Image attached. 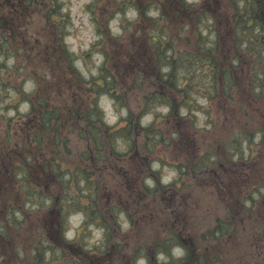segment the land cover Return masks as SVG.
Segmentation results:
<instances>
[{"label":"rangeland","instance_id":"1","mask_svg":"<svg viewBox=\"0 0 264 264\" xmlns=\"http://www.w3.org/2000/svg\"><path fill=\"white\" fill-rule=\"evenodd\" d=\"M11 1L23 6L29 2ZM35 1L32 0L31 16L23 10H14L13 14L3 12L1 18L5 16L4 22L10 24L6 30L3 26L0 29V67L6 64L0 69V168L7 165L15 169L19 157L24 158L27 170L24 194L17 191L14 181L8 180L13 177L5 171L0 175L8 180L2 182L8 196L22 200L24 210L31 212L23 218L22 241L43 245L45 241L38 240L37 234L43 225L40 219L46 215L35 211L41 208L37 200L29 198L32 194L45 197L52 192L60 204L64 188L41 170L42 165L50 166L48 157L42 159L47 161L44 164L38 160L35 163L40 148L44 154H48L45 149L55 148L56 128L39 125L40 134L36 136L39 141L35 142L38 126L32 130L37 117L30 113L31 100L37 111L43 106L59 109L51 96L55 88L50 85L51 79H47L48 72L52 77L56 71L59 95L74 103L80 99L70 94L74 84L68 85L71 80L67 78L66 63L61 66L57 64L60 61L53 62L47 54L46 49H50L47 40L43 38L42 54L36 51L40 22L35 17L38 12ZM41 1L48 2L45 9L54 6L52 0ZM55 2L56 11L65 16L64 20L57 24L53 20L43 22L42 30L44 34L56 35L53 48L60 57L72 59L79 79L76 92L83 93L87 100L83 109L68 110V127L72 130L68 134L73 138L69 144L96 148L93 137L80 135L87 132L80 115L89 110L92 101H97L104 124L111 127L108 129L111 137L95 138L103 147L97 154L103 157L98 155L94 163L98 167L100 158H105L107 166L119 164L121 168L103 173L96 182L98 196L89 192L95 182L87 183L83 177L66 187V199L76 195L84 208L71 207L63 220L55 216L52 227L58 229L55 237L65 234V241L74 245L71 251L57 248L55 253L46 248L45 255L56 260L54 264H160L164 260L169 264L183 257L184 264H243L249 253L255 254L257 250L263 259L264 235H248L241 224L249 221L260 227L264 222V96H255L258 83L252 85L258 74L264 78V0ZM257 9L259 14L255 12ZM254 15H258L257 19H250ZM7 39L11 40V46ZM100 72L109 74L110 87L97 89L95 82L102 81ZM25 75L32 78L37 75L42 80L37 96L33 97L32 92L37 78L32 80ZM231 76L235 86L229 89ZM157 85L160 89H156ZM181 85L182 89L178 88ZM155 93L162 95L154 96ZM233 110L238 113L235 115ZM129 113L135 126L140 127L139 135L133 138L115 130L117 124L130 123ZM96 126L104 129L101 122L97 121ZM143 127L150 128L154 141L143 139ZM59 132L61 136L67 135ZM7 134L12 135L10 141ZM30 154L34 156L30 158ZM66 155L69 161L63 167L82 163L81 169L89 172L85 160L73 153ZM188 167L193 171L185 174ZM203 170L209 171L214 179L209 180L205 172L200 174ZM94 173L97 177L96 170ZM174 177H177L174 183L161 184ZM170 185L174 188L163 190ZM180 201L184 202L182 208ZM86 214L97 218L91 219ZM97 219L111 224V238ZM79 220L86 222V226L77 236ZM217 229L229 234L217 241L214 236ZM120 232L128 233L125 240L130 256L129 251L121 253L117 249L122 242ZM55 237L51 242L57 245L59 239ZM169 237L174 241L166 245ZM176 244L181 246L184 256H178L180 248ZM82 247L95 254L86 257L80 253ZM142 250L148 255L143 252L144 260L136 262ZM209 251L213 255L211 261ZM202 254L205 262L200 261Z\"/></svg>","mask_w":264,"mask_h":264},{"label":"trees","instance_id":"2","mask_svg":"<svg viewBox=\"0 0 264 264\" xmlns=\"http://www.w3.org/2000/svg\"><path fill=\"white\" fill-rule=\"evenodd\" d=\"M21 1V0H20ZM39 1V3H38ZM11 0H0V18L2 17V15H4L3 12H9L8 14H13L14 10H23L26 11L30 16H31V7L33 5L32 0H29L28 5L23 6L22 3H17L15 2L14 4L11 3ZM53 3V7H48L47 9H45V7L47 6V3H45V1H41V0H36L34 2V7H36V9L38 10L37 15H35L36 19L40 22L39 25V30H38V36L37 39L40 40L37 44H36V51L39 52V55L42 54V50H43V38L45 40H47V43L50 47V49H46L47 54L53 58V62H57L60 61L61 63H57L59 65L62 66V64L66 63V67L68 70V76L67 78H69V80L71 81H67L68 85H71V83L74 84V89L78 88V84L77 82H79V79L77 78V72L74 70L73 66H72V59L68 60L60 57L58 55L57 52H55L54 50V46L57 43V37L56 35L52 34H44V31L42 30V27L45 25L43 24V22H48L53 20L56 24L58 22H60L61 20H64L63 15H60L58 11H56L57 9V3L55 2V0L51 1ZM55 7V8H54ZM259 8V7H258ZM22 11V12H23ZM257 14H259V9H257L255 11ZM254 12V13H255ZM6 15V14H5ZM258 15H254L250 17V19H257ZM5 17V16H4ZM4 17L1 18V23H0V29L2 28L1 26H3V29L6 30L8 29L7 25L10 24V22L6 21L7 24L4 22ZM44 20V21H43ZM59 36V35H58ZM20 38H24L21 37L20 34ZM7 43L9 44V46H11V40L7 39L6 40ZM22 41V39H21ZM23 42V41H22ZM24 43V42H23ZM0 46H2V44H0ZM28 46V45H27ZM26 46V48H27ZM2 48L0 47V50ZM35 51V52H36ZM36 52V53H37ZM38 54V53H37ZM14 56H16L14 54ZM167 60V59H166ZM50 62V60H49ZM24 64L25 60H24ZM42 63H39V65H41ZM235 65H238V63L236 62ZM48 67V70L50 68V64L46 65ZM1 67H6V64L2 63ZM0 67V69H1ZM29 70V69H28ZM33 72L34 69L32 68ZM55 71H53L54 73ZM57 72V71H56ZM55 72V73H56ZM55 73L52 77H50L49 72H48V77L47 79H51V83L50 85L55 88L54 94L51 93V96H53V100H54V104H57L59 109L58 110H54L53 108H47V106H43V108H41L39 111L35 110L34 107V102H32L31 100V110L30 113H33L32 116L37 117L36 119V124L35 126L32 128V130H34V128H36L38 126V128L36 129V135H35V142H38L39 139H36V136H38L40 134V126L39 125H43V126H48V129H50L52 126L54 128H56V136H55V148L53 150H48L45 149L46 151H48V154H44V152L42 151L43 149L40 148L39 149V155L35 156V163L37 162V160L39 162H41V164L46 163V160H42L43 158L48 157V164L50 165L48 167V165H42V171L49 175L50 179L53 178L56 180V182L60 185H63L64 188V200L62 202H60V204L57 202V198L53 195L52 192H49L47 196L43 197L40 194H38L36 196V194H32L29 198V201H33V200H37V206L38 208H41L39 210H35L39 213L45 214L46 216H43L40 220H42L43 225L42 227H39V232L37 234L38 236V240L41 239L42 241H45V243H43V245L37 243H24L22 240L24 238L23 235V226H22V222H23V218L25 215L30 214L31 212H27L26 210H24L23 208V201L21 200L19 202L18 198H15L14 200L11 199L8 194H7V189L5 186H3V181H14L17 184V191L22 194H24L23 189H25L24 187V182H27V177H26V167L25 165H23V161L24 158L21 156L19 157V161H17L16 164V168L13 169L10 167H8L7 165L5 166V169L2 167V170L0 168V173L2 172H6L7 174H9V177H13L12 179L7 180L6 177H4L2 179V175H0V263L1 264H54L56 260H50L49 257H47L45 255V249L48 248V250H50L52 253H55L54 249H62L64 252V248H68L70 251L73 248L72 245L74 244H69V241H65L64 239V235L65 234H61L60 236H56L55 237V233L58 231V229L56 230V228L52 227V220L55 219V216L58 218H61L62 220L64 219V215H68L69 214V210L71 209V207H78V208H84L82 207V202L79 199V197H77L76 195H74L71 198H67V186H70L71 183H76L78 181L79 178L83 177L84 179H86L87 183L90 182H95V186L94 189H89V192L91 193V196H98L97 194V181L100 179V177L103 175V173L105 174L106 171H108L109 169H113L115 170L118 166L120 167V165L118 164H107L105 163V158L102 160L100 158L101 164H99V166L97 167L95 165V161L97 160V156L101 155V157H103V154H97V151L102 150L103 151V147L101 148L98 143L97 140L95 139L97 136L98 137H102L104 135H108L111 137L110 135V131H108V129H110L111 127L107 126L104 124L103 121V117H102V111L99 109L98 103L97 101H92L90 103L89 106V110L87 112L82 111L81 113V120L83 121V125L85 126L87 132H80V135L83 137H86L87 135H89L90 137H93L95 140V145L96 148L95 149H91V147L88 144H77L75 145L74 143L69 144L70 142L73 141L72 136H70L68 134V131H72L70 128L68 127V123H69V112L71 107H77L79 109H83V107L85 105H87V100L86 97L84 96L83 93H77L76 89H72L73 92L70 94H76L77 96H79L80 102L78 103H74L71 102V100L68 97H65L63 95H59L60 93H58L60 91L59 86L56 85L57 78L55 77ZM101 75V83L96 81L95 83L97 84V89L103 88L104 86L110 87L108 84V80L107 77L109 76L108 73H105L104 75L102 74V72H100ZM26 78H30V79H35L37 78L36 81V87L33 89V97L37 96L39 94L40 91V87H41V82L42 80H40L38 78L37 75H34V77L32 78L31 76H26ZM113 77H112V81H113ZM247 80V79H245ZM229 81L231 82L229 89L232 86H235V82L233 77L231 76V79L229 78ZM44 83V82H43ZM161 83V82H159ZM158 83V84H159ZM256 83V89H254L255 92V96L259 95V94H263L264 96V78L263 76H261V74H258L256 76V80H254V83L252 85H255ZM3 84V83H1ZM164 84V83H162ZM246 85V89H248L250 87L249 82H245L244 83ZM170 87H173L171 85H169ZM183 85H181L178 88L182 89ZM161 88H164V86H162ZM156 89H160V87L157 85ZM180 89V90H181ZM236 89H238L237 87H235V91ZM66 91H70V89L68 87H65ZM104 91H106L105 89H103ZM112 92V91H110ZM29 93V92H28ZM163 94V92H162ZM162 94L159 93H155L154 96H161ZM247 95L250 96L251 95V90L247 91ZM48 99V98H47ZM41 100L45 101L44 97L41 98ZM235 111V110H233ZM73 114L74 112L77 113V110H72ZM30 113L28 114V116H30ZM235 115L238 113V111L234 112ZM62 122V126L59 127V122ZM101 122L103 125L104 129H100L99 126H96V123ZM127 121H129L130 123L128 125L122 124L119 125L117 124L115 126V130L116 131H120L123 133H126L127 136H132L135 137V135H139V126L133 123L132 120V115L129 113V117L127 118ZM39 123V124H38ZM38 124V125H37ZM121 126L120 128L118 127ZM58 127V128H57ZM95 127V129H94ZM63 131L64 133H66L67 135L61 136L59 130ZM143 139H145L146 141L152 142L154 141V134L151 131L150 132V128H146L143 127ZM262 132V131H261ZM264 132V131H263ZM264 134V133H263ZM25 135H28V131H25ZM8 136V141H10L12 139V135L11 134H7ZM100 144V142H99ZM83 145H88V147H85V149L83 150H76V147L78 146H83ZM61 146V147H60ZM149 147V145H148ZM68 153H73L75 154V157H78L80 160H85L87 162V167H89V172L87 170H83L81 169V164L79 163L78 165H73V166H66L63 167L62 165L64 163H66L67 161H69V156H67L66 154ZM4 161H6V154H4ZM30 158H32L34 155L30 154L29 155ZM96 157V158H95ZM17 158V157H15ZM86 162H83L86 164ZM97 162V161H96ZM12 162H9V164H11ZM37 164V163H36ZM194 165V163L192 164ZM19 167V169H17ZM70 168H73V171L70 170ZM99 168V169H98ZM121 168V167H120ZM4 169V170H3ZM108 169V170H107ZM94 170L97 171V177L95 176ZM122 170V169H121ZM187 172H185V174L187 173H192L193 169L192 168H187ZM196 171V170H195ZM197 172V171H196ZM203 172L207 173L208 175V179L212 180L214 179V176L211 175V173H209V171H205L203 170L200 174H203ZM55 173V174H53ZM14 174V175H13ZM53 176V178L51 177ZM56 176V177H55ZM127 176V173H126ZM223 176V175H222ZM48 177V178H49ZM128 177V176H127ZM129 178V177H128ZM41 187V186H39ZM169 188H174L173 185H170V187H165L163 188L164 191L168 190ZM39 191L41 192V190L39 189ZM96 198V197H95ZM41 201L47 202L49 203V205H46L45 203H42ZM180 207L182 208L184 202L180 201L179 202ZM14 206V207H13ZM58 206V207H57ZM48 209V210H47ZM56 210V211H55ZM173 213V209L171 211ZM86 216H88L91 219L96 220L95 218L97 217H92L91 214H86ZM9 218V219H8ZM47 222L49 223V225L47 224ZM97 223H99V225L106 231V233H108L109 238H111L112 233H111V224L107 223L105 221H101L100 219H97ZM8 224L11 226V231L10 228L8 226ZM234 223L231 224V229H234ZM247 231L248 235H254V236H259L262 237V235H264V222L262 223V225L260 227H257L254 223H250L249 221L246 222L245 224L242 223L241 224ZM86 226V222L83 223V226L77 230V236H79L82 232L84 227ZM56 230V231H54ZM113 231V229H112ZM128 233L125 232H120L119 235L121 237L122 242L118 243V247L117 249H120L121 253H127L128 251V256H130V247H128L126 245V240L125 237L127 236ZM225 234H229V231L226 232V230L224 229H217L214 231V236H215V240L217 239H221ZM58 238L59 239V244L55 245L53 242H51V240L53 238ZM169 240L166 239V245L172 243L174 240H170V237L168 238ZM50 240V241H48ZM41 241V242H42ZM219 241V240H217ZM76 245H78V243H76ZM166 248V246H164ZM41 248V249H40ZM207 249H209L207 247ZM30 252V254L27 256V254ZM86 256V257H90L92 256L94 253V251H84V247H82V251L80 250V253H82ZM146 255H148V252L145 250H142L141 252L138 253L137 257L143 255L144 253ZM214 252V251H213ZM217 252V251H216ZM210 253V257H209V261L212 260V251H209ZM250 254L247 256L245 263L243 264H251L254 262L257 263L259 261V264H264V258H260V252H258L256 250L255 254ZM215 259L216 261H218L219 259V254L218 252L215 253ZM258 259H257V258ZM205 255L202 254L200 256V261L201 262H205ZM248 259H250V261L248 262ZM184 260V259H183ZM179 261V262H170L169 264H184L185 261ZM258 260V261H256ZM51 261V262H50ZM148 264H151V262H148ZM160 264H164V263H160Z\"/></svg>","mask_w":264,"mask_h":264},{"label":"clouds","instance_id":"3","mask_svg":"<svg viewBox=\"0 0 264 264\" xmlns=\"http://www.w3.org/2000/svg\"><path fill=\"white\" fill-rule=\"evenodd\" d=\"M141 264H143V262H141Z\"/></svg>","mask_w":264,"mask_h":264}]
</instances>
